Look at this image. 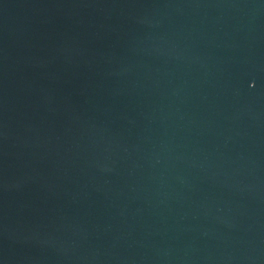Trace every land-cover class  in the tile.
Segmentation results:
<instances>
[{"label":"water","instance_id":"95a60500","mask_svg":"<svg viewBox=\"0 0 264 264\" xmlns=\"http://www.w3.org/2000/svg\"><path fill=\"white\" fill-rule=\"evenodd\" d=\"M0 264H264V0H0Z\"/></svg>","mask_w":264,"mask_h":264}]
</instances>
